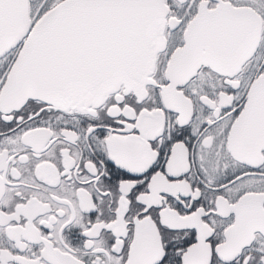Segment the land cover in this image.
<instances>
[{
    "label": "snow or ice",
    "instance_id": "1",
    "mask_svg": "<svg viewBox=\"0 0 264 264\" xmlns=\"http://www.w3.org/2000/svg\"><path fill=\"white\" fill-rule=\"evenodd\" d=\"M0 264H264V0H0Z\"/></svg>",
    "mask_w": 264,
    "mask_h": 264
}]
</instances>
